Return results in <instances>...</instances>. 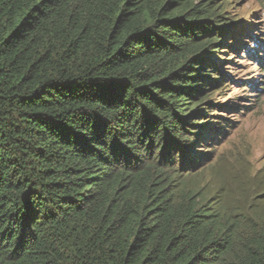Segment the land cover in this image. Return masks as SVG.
Listing matches in <instances>:
<instances>
[{"label":"trees","instance_id":"16d2710c","mask_svg":"<svg viewBox=\"0 0 264 264\" xmlns=\"http://www.w3.org/2000/svg\"><path fill=\"white\" fill-rule=\"evenodd\" d=\"M230 3L0 0V264H264V192L204 176Z\"/></svg>","mask_w":264,"mask_h":264},{"label":"rangeland","instance_id":"374dc122","mask_svg":"<svg viewBox=\"0 0 264 264\" xmlns=\"http://www.w3.org/2000/svg\"><path fill=\"white\" fill-rule=\"evenodd\" d=\"M227 1L231 3L225 7V15H232L231 18L237 29L243 26L251 29L248 30L251 35L246 46L251 52L254 49L259 50L260 57L264 58V51L261 49L264 46V0ZM250 51L248 50L247 53L226 51L216 57L218 62L215 64L218 66L221 64L219 59L222 61L227 59L222 68L224 67V74L229 75L230 78L228 76L223 78L226 81L223 85L227 86L222 92H214L199 104L205 113L203 117L208 120L206 123L209 122L210 126L218 121L219 114L228 117L232 122L231 127L223 132V136L217 137V140L212 142L215 145L210 149L212 160L210 159V162L204 166V176L212 180L210 173L216 167L214 165L218 164L220 172L227 178L234 204L241 206L245 205L254 193L264 192V67L249 55ZM252 84L256 88L262 87L260 93L256 89L249 90L248 87ZM213 90L212 87H207L205 92L209 93ZM257 93H259L257 103L255 102L257 97L244 98L245 95ZM208 101H213L217 105L235 104L238 110L225 113L224 109L219 108L215 112H207L212 107L207 104ZM252 103L256 104L252 110H248ZM209 113L214 114L209 117ZM175 157L176 163H179L181 158L178 155Z\"/></svg>","mask_w":264,"mask_h":264}]
</instances>
